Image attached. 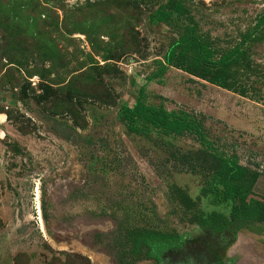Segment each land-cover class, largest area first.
Masks as SVG:
<instances>
[{
  "label": "rangeland",
  "instance_id": "1",
  "mask_svg": "<svg viewBox=\"0 0 264 264\" xmlns=\"http://www.w3.org/2000/svg\"><path fill=\"white\" fill-rule=\"evenodd\" d=\"M262 12L264 0H0V264H156L134 259L126 225L178 239L227 217L218 165L193 134L127 121L142 85L147 103L189 112L237 156L264 211V26L229 88L174 66L146 81L186 27L219 55ZM238 242L264 264V233L250 229L225 264Z\"/></svg>",
  "mask_w": 264,
  "mask_h": 264
},
{
  "label": "trees",
  "instance_id": "2",
  "mask_svg": "<svg viewBox=\"0 0 264 264\" xmlns=\"http://www.w3.org/2000/svg\"><path fill=\"white\" fill-rule=\"evenodd\" d=\"M261 26H264V12L258 16L252 31L242 33L240 41L231 51L219 55L199 38L193 26H188L170 43L163 62L146 81L158 78L157 82H162L161 77L170 66H174L208 82L229 88V71L238 64V56L248 55L247 44L256 39L255 33ZM126 117L132 125L155 130L173 139L193 134L202 153L209 156L210 162L217 163V174L224 197L232 202L227 217L202 216L189 237L168 238L145 227L131 223L126 225V229L121 231L126 238L124 244L135 250L140 248L143 252V256H136L135 260L150 258L156 264H225L229 259L227 250L236 242L242 229H250L257 235L264 233V211L246 200L253 181L243 178L247 175L237 156L221 150L207 136L203 124L196 117L184 110H169L163 105L147 103L144 85L138 89L133 103L127 109ZM237 194L241 195L239 202L236 201ZM180 198L188 209H192L194 201L188 194L184 193ZM123 263L124 261H119V264Z\"/></svg>",
  "mask_w": 264,
  "mask_h": 264
},
{
  "label": "clouds",
  "instance_id": "3",
  "mask_svg": "<svg viewBox=\"0 0 264 264\" xmlns=\"http://www.w3.org/2000/svg\"><path fill=\"white\" fill-rule=\"evenodd\" d=\"M247 243H237L236 246H234V251L232 252L231 258L237 259V264H248L249 260H251V255L246 251ZM253 264L255 262L253 261Z\"/></svg>",
  "mask_w": 264,
  "mask_h": 264
}]
</instances>
